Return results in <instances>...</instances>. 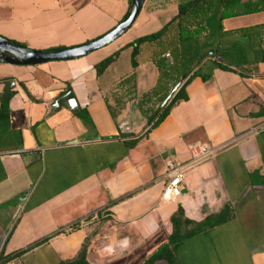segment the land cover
<instances>
[{"label": "crops", "instance_id": "0c3cea01", "mask_svg": "<svg viewBox=\"0 0 264 264\" xmlns=\"http://www.w3.org/2000/svg\"><path fill=\"white\" fill-rule=\"evenodd\" d=\"M178 1L144 0L121 36L85 56L0 62L3 264L72 260L86 238L89 264H141L170 235L179 206L199 221L224 204L234 217L183 241L171 264H264V61L235 32L263 24L264 12L225 18L218 34L216 8L212 46L185 85L187 99L151 128L146 111L161 103L138 102L156 85L158 48L141 44L136 66L133 46L122 48L160 30ZM130 4L0 0V36L35 50L73 47L111 30ZM217 47L240 55L239 66L216 57ZM119 50L97 75L95 65ZM200 143L209 152L198 159L189 147ZM169 160L180 164L181 193L163 201Z\"/></svg>", "mask_w": 264, "mask_h": 264}, {"label": "trees", "instance_id": "16d2710c", "mask_svg": "<svg viewBox=\"0 0 264 264\" xmlns=\"http://www.w3.org/2000/svg\"><path fill=\"white\" fill-rule=\"evenodd\" d=\"M217 7L220 8L217 16V33L223 34L225 32L222 27L223 19L264 12V0H179L176 15L160 30L140 37L122 48L133 46L132 66H136L134 60L141 44L153 42L158 48L153 61L158 70L156 85L140 96L138 104L142 101L148 103L150 99L157 96L155 104L158 105L166 100L168 94L175 89L173 97L160 111L155 112L156 106L146 111L149 113L147 124H150L151 128L157 126L175 105L187 99L185 85L190 77L195 74L193 70L204 57L203 51L212 46L215 33L208 27L207 20ZM127 13L123 18L126 17ZM235 32L250 37L256 55L255 62L264 61V23L248 28H240ZM121 50L97 63L95 65L96 74L103 73L117 59ZM210 51H213V49ZM164 53H168L170 58L161 55ZM214 53L222 61L226 58L229 64L238 66L240 64L239 57L241 56L238 54L229 52L225 54L226 57H223V52L220 51L219 47L214 50ZM202 78L206 79L207 77L202 76ZM126 81L127 79H124L119 83ZM141 110L145 113V109ZM233 217V211L229 204H224L219 211L199 221L189 219L183 208L179 206L171 216L172 231L170 235L141 264H155L158 261H164L168 264L173 263L177 248L183 241L194 235L207 232ZM86 242L87 238L76 258L58 264H89L85 256ZM8 260L9 258L2 259L0 264Z\"/></svg>", "mask_w": 264, "mask_h": 264}, {"label": "water", "instance_id": "95a60500", "mask_svg": "<svg viewBox=\"0 0 264 264\" xmlns=\"http://www.w3.org/2000/svg\"><path fill=\"white\" fill-rule=\"evenodd\" d=\"M144 0H131L129 11L126 17L114 26L107 33L100 37L88 41L86 43L68 48L50 49V50H35L0 36V62L14 65H37L50 61H66L78 57L85 56L97 49L104 47L119 36H121L135 21ZM213 55L212 52L209 53ZM173 89L158 107L160 111L174 95Z\"/></svg>", "mask_w": 264, "mask_h": 264}, {"label": "built area", "instance_id": "2783aa9c", "mask_svg": "<svg viewBox=\"0 0 264 264\" xmlns=\"http://www.w3.org/2000/svg\"><path fill=\"white\" fill-rule=\"evenodd\" d=\"M165 57L168 58L169 54L166 53ZM189 149L192 155L198 159L202 158L209 152V148L206 143L192 144ZM165 171L168 180L162 190L161 199L163 201H172L180 196L183 173L180 169V164L172 160L165 162Z\"/></svg>", "mask_w": 264, "mask_h": 264}, {"label": "rangeland", "instance_id": "374dc122", "mask_svg": "<svg viewBox=\"0 0 264 264\" xmlns=\"http://www.w3.org/2000/svg\"><path fill=\"white\" fill-rule=\"evenodd\" d=\"M216 12L212 13L211 16L208 18V21H207V24H208V27H212L215 23H217V20H216Z\"/></svg>", "mask_w": 264, "mask_h": 264}]
</instances>
